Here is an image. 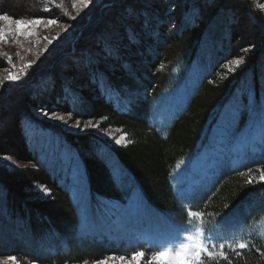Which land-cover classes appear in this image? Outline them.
Wrapping results in <instances>:
<instances>
[{
    "label": "trees",
    "instance_id": "16d2710c",
    "mask_svg": "<svg viewBox=\"0 0 264 264\" xmlns=\"http://www.w3.org/2000/svg\"><path fill=\"white\" fill-rule=\"evenodd\" d=\"M109 4L101 29L84 36L79 31L63 60L69 62L67 69L58 74L42 69L30 76L5 113L13 117L11 138L3 137L11 150L8 155L30 166L12 174L0 168V257H14L18 264H88L103 256H122L119 252L126 249L102 235L90 238L80 232L78 206L67 188L69 178L61 173L58 160L45 158L48 140L59 153L73 149L79 157L93 206L127 198L128 192L115 178L117 167L130 176L152 209L178 217L173 172L195 152L221 109L240 104L239 126L249 116L262 114L264 120V13L256 2L117 0ZM44 6L41 0H0V15L55 20L56 13ZM237 60L238 66L231 64ZM193 64L202 68L195 93L170 125L155 127L154 107L184 82ZM5 65L0 58V70ZM42 111L101 124L93 133L70 137L38 119L36 113ZM33 127L44 131L36 136L41 160L31 149ZM108 129L119 131L126 142L113 144L99 136ZM45 133L52 138L43 137ZM54 136L62 139L64 148ZM252 168L225 174L199 213L208 218L251 210L264 218V181L255 177ZM243 244L244 249L232 244L215 247L211 252L223 251L228 259L205 255L204 264H264L263 236L249 235Z\"/></svg>",
    "mask_w": 264,
    "mask_h": 264
},
{
    "label": "rangeland",
    "instance_id": "374dc122",
    "mask_svg": "<svg viewBox=\"0 0 264 264\" xmlns=\"http://www.w3.org/2000/svg\"><path fill=\"white\" fill-rule=\"evenodd\" d=\"M41 1L50 12L56 13L55 24L49 25L48 20H43L44 23L34 27H21L17 33L14 31V25L0 21V29H4L7 33L5 40L0 41V58H3L4 65L6 63L5 68L0 70V119H4L2 125L0 124V138H2L0 144L3 146V153L6 154L0 156V168L10 174L23 171L30 166L29 163L15 160L13 156L8 155L11 150L5 146L7 143L3 139L5 134L10 137V129L13 125V117L10 115L7 118L5 113H8L7 110L12 107L14 93L20 87V90L26 88L30 76L35 77L36 74L49 69H53L57 74L61 69L65 71L69 64L66 60L69 58L65 60L66 62L63 60L79 38V31L83 30L84 36L93 29L94 31L101 29L109 3H115L117 0H88L87 6L82 0ZM251 1L256 2L262 10L264 0ZM262 11L264 13V10ZM71 61L73 62V59ZM231 64L235 65L234 62ZM25 65L31 66L26 68ZM201 73L202 68L193 64L184 82L154 107L152 123L155 127L165 128L185 109L195 93ZM9 75L19 76V79L8 80ZM240 110L241 106L237 102L224 106L208 125L195 152L176 166L172 175V187L180 201L178 217L152 209L132 183L130 176L117 167L114 170L115 178L128 192L127 198L121 202H101L99 208L93 206L90 203L79 157L74 154L73 149L64 148L62 139L54 136L58 145L64 148L60 153L57 145L48 140L45 145V158L58 160L61 164V173L69 178L67 188L78 206L80 232L90 238L102 235L108 238V241L113 240L115 244L126 248L127 250L124 249L119 254L127 258V264H131V257L135 252H144V259L148 260L153 253L165 247L173 249L179 247L181 242H187L186 236H196L197 231L202 233L199 239L209 251L220 247L221 244L239 245L249 235L264 237V218L261 217V213L255 211L246 210L241 215L230 213L208 218L202 215L188 216L189 211L199 213L200 206L215 191L225 174L253 167L255 177L260 180L261 171L264 170L263 116L262 114L249 116L246 122L239 126ZM45 113L47 112L36 113V117L48 121L70 137L93 133L101 124L98 121L78 122L59 112H52L51 115ZM5 123L6 125L3 126ZM39 132L44 131L33 127L30 135L34 141L31 149L41 160L40 141L36 139V136H41ZM99 136L113 144H117V139L121 140L119 144L126 142L125 136L116 129H108ZM43 137L52 138L47 133ZM65 149L72 153H68ZM113 256L120 257L103 256L100 260ZM10 257H0V264H13ZM15 264H18L16 259ZM88 264H96V262ZM109 264L112 262L110 261ZM161 264H167V260H162ZM178 264H185V261L181 259Z\"/></svg>",
    "mask_w": 264,
    "mask_h": 264
},
{
    "label": "snow or ice",
    "instance_id": "6c2138e0",
    "mask_svg": "<svg viewBox=\"0 0 264 264\" xmlns=\"http://www.w3.org/2000/svg\"><path fill=\"white\" fill-rule=\"evenodd\" d=\"M85 6H87L88 0H82ZM75 7V4L73 5ZM262 10H264V6H261ZM0 21H4L7 25H14V31L19 32V29L21 27H34L41 23H44L41 19H14L11 18L9 15H0ZM47 23L49 25H53L56 23L55 20H48ZM23 34V33H20ZM31 35H34V33H28ZM7 33L4 29H0V41L5 40ZM241 61L237 60L234 61L235 65H239ZM31 65H25V67H30ZM8 80H18L19 76L9 75L7 77ZM123 139V137H121ZM121 142L120 139L116 140V143L119 144ZM260 180L264 181V170L261 171ZM253 180L250 178L248 180V183H252ZM202 214L198 212H188L189 217H200ZM202 235L200 231H197L196 236L188 235L186 236L187 242H181L179 247L176 248H169L165 247L163 250L157 251L153 253V255L148 259L147 264H161V261L166 259L167 264H178V262L182 259L185 261V264H204V260L202 259L203 255L208 256L209 258H212L213 256H220L223 259H228L227 256H225L223 251H220L218 253L211 252L207 249L205 244L199 239V237ZM223 244L220 245V248L223 249ZM246 247L245 244L241 243L239 244L240 249H244ZM145 253L144 252H135L133 253L131 257V264H142V261L144 260ZM10 260H12L13 264H15V259L10 257ZM112 262V264H127V258L124 256L120 257H109L105 260H98L96 261V264H109V262ZM229 264H231V261H229Z\"/></svg>",
    "mask_w": 264,
    "mask_h": 264
}]
</instances>
